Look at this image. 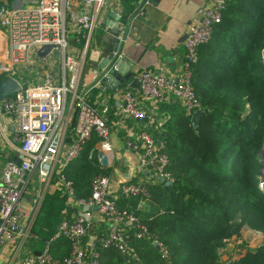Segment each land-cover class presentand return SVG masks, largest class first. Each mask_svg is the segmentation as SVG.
<instances>
[{"label": "trees", "instance_id": "1", "mask_svg": "<svg viewBox=\"0 0 264 264\" xmlns=\"http://www.w3.org/2000/svg\"><path fill=\"white\" fill-rule=\"evenodd\" d=\"M139 1L123 3L132 12ZM263 44L264 0H226L222 19L210 40L198 48L193 66L192 85L201 110L198 121L177 100L163 101L167 119L161 130L151 131L165 141L172 183L165 185L153 177L142 183L132 181L142 185L146 194L117 199L167 246L168 259L149 234L138 238L130 231L131 256H124L113 247H103L100 238L106 232L93 240L101 264H264V192L258 178L264 142V67L259 58ZM5 78L6 73H0V82ZM96 141L93 135L62 170L73 182L75 198L90 195L93 174L110 175V168L87 157ZM65 194L47 193L31 230L48 242L56 259L68 256L71 248L66 239L49 241L55 232L52 226L62 219ZM140 203L148 209L141 210ZM47 221L53 222L48 232L41 230ZM244 226L263 234L261 244L236 259L220 261L219 250ZM88 240L85 236L82 241ZM88 256L87 250L90 261Z\"/></svg>", "mask_w": 264, "mask_h": 264}, {"label": "built area", "instance_id": "2", "mask_svg": "<svg viewBox=\"0 0 264 264\" xmlns=\"http://www.w3.org/2000/svg\"><path fill=\"white\" fill-rule=\"evenodd\" d=\"M225 1L213 0L203 11L200 21L189 27L178 82L153 70H139L134 79L140 96L157 102L177 100L187 114L200 110L192 85L193 66L198 60V48L210 40L215 24L222 19ZM105 2L32 0L28 5L12 7L1 1L0 37H4L9 47L6 49L5 45L2 50L5 61H0V65L7 78L18 83L19 90L9 96L0 94V109L14 128L10 139H7L5 129L0 130V149L5 141L11 149V154L0 163V254L8 245H22L29 235L41 197L39 195L33 214L26 220L21 202L35 172L44 180L56 171L60 187L77 205L72 218L63 217L52 237L69 241L68 256L54 258L47 242L40 254L25 256L16 264H101L93 247L94 236H89L95 212L107 224V233L100 238L103 247H113L122 255L131 256L128 237L129 232L134 231L138 238L149 234L161 256L168 259L167 246L155 234L149 233L130 208L117 204V197L109 192L108 176L93 174L90 195L75 198L73 182L61 171L81 154L93 135L97 141L88 151L89 159L98 151L109 152L112 148L110 128L104 119L107 109H98L89 101L87 92L79 90L83 60L67 52V34L73 33L79 40L80 35L90 32L89 7ZM43 46H51V50L40 57L37 51ZM259 58L264 67V44ZM22 73L33 74L34 79L24 77ZM121 115L135 119L142 117L143 110L134 92H126ZM138 137L141 147L139 167L155 180L163 177L173 181L167 169L169 157L165 141L157 139L147 129L140 130ZM120 193L124 196L146 194L142 185L133 183L122 184ZM85 236L89 237L86 244L82 241ZM87 250L90 261L86 259Z\"/></svg>", "mask_w": 264, "mask_h": 264}, {"label": "crops", "instance_id": "3", "mask_svg": "<svg viewBox=\"0 0 264 264\" xmlns=\"http://www.w3.org/2000/svg\"><path fill=\"white\" fill-rule=\"evenodd\" d=\"M31 1H10V6L28 5ZM141 1H139L137 7L132 12L127 11L123 0H106L103 5H91L89 7L92 24L91 31L84 36L80 35L79 40L75 34L72 38L70 36L67 37V52L83 60L79 90L86 91L89 101L98 109L102 107L107 109L104 119L110 128L112 148L109 152H103L108 162L107 166L103 167L111 169L108 176L109 192L116 196L117 199L122 195L120 193L122 184L132 181L142 183L151 177L148 171L139 167L141 147L138 134L142 129H147L148 131L161 130L167 119V114L160 102L145 100L140 96L138 87L127 85L126 88L111 91L109 89L105 90L101 83L96 81L95 65L101 62L110 48L108 42L101 39L104 32V22L108 17V13L116 9L120 14H124V28L126 27L127 29L125 36L123 35L120 39V49L122 58H126L132 63V67L129 70L133 73V79L139 70L146 69L161 73L177 83L185 54L184 39L186 33L192 24L200 21L203 11L213 2V0H147L141 4ZM2 42L0 52H3L2 50L5 47L4 40ZM3 59L4 54H0V61H3ZM127 66L129 67V65ZM57 69H60L58 64ZM22 76L26 78L30 76V79H34V75L30 73H22ZM127 91L134 92L138 96L139 105H141L143 110V115L139 119L121 115V108L125 103ZM10 125L8 116L0 109V130L2 128L5 129L7 139H10V135L8 134L10 132L7 131V127ZM68 138L66 144L69 142ZM10 154V145L5 141L0 149V163ZM92 160L100 165L98 152ZM41 185L38 178L31 181L24 194L21 202L24 220L30 217V211L34 205V198L31 194L38 193ZM51 188L53 190L54 188L57 189V192L62 195L64 194L58 180L54 181ZM48 205L50 206L49 202L46 203L45 210H43L46 215L49 210L47 208ZM65 205L60 211V218H72L77 210L76 203L66 198ZM139 208L144 211L148 209V206L145 203H140ZM36 218V215L32 218L29 235L22 245H8L3 249L0 254V264H16L25 256L38 255L42 252L47 241L45 242L44 239L34 235L31 231ZM52 224L53 222L47 221L41 230L48 232L49 229L54 227L53 230L56 232L58 225L54 223L52 226ZM94 229L97 231L95 234L89 235L90 237L107 232V224L98 212H95L93 217L92 231ZM55 232L52 234V237ZM52 237L49 241L55 240ZM227 250L229 251L228 256L233 254L231 248H227Z\"/></svg>", "mask_w": 264, "mask_h": 264}, {"label": "water", "instance_id": "4", "mask_svg": "<svg viewBox=\"0 0 264 264\" xmlns=\"http://www.w3.org/2000/svg\"><path fill=\"white\" fill-rule=\"evenodd\" d=\"M147 0H142V3H145ZM1 5V0H0ZM124 14L116 9L108 13V17L104 22V32L101 36V39L105 42H108L110 48L107 50L106 54L102 58L101 62L95 65L94 72L96 74V81L101 83L103 88L109 89L111 91L117 89L126 88L127 85L131 87H138V84L135 79H133V73L129 70L132 67V63L129 62L126 58H122V52L120 49V39L126 34V27L124 28ZM124 28V30H123ZM51 50V46H43L37 51V54L42 57L46 55ZM58 52H55L56 57H58ZM129 65V67L127 66ZM128 68V69H127ZM2 67L0 65V73ZM19 90L18 83L11 79L5 78L0 82V94L3 96H9L14 94ZM4 111L3 109H1ZM201 115V110H196L192 114V118L197 122L199 116ZM7 131L13 133V126H8ZM264 152V146L260 151L259 157L261 162L262 155ZM99 163L101 166H107V157L102 151H98ZM18 162V160H16ZM264 164L260 169V181L259 187L264 192ZM160 182H163L165 185H170L172 181L165 180L163 177L159 178ZM97 209V208H96ZM154 244V243H153ZM155 245V244H154Z\"/></svg>", "mask_w": 264, "mask_h": 264}, {"label": "rangeland", "instance_id": "5", "mask_svg": "<svg viewBox=\"0 0 264 264\" xmlns=\"http://www.w3.org/2000/svg\"><path fill=\"white\" fill-rule=\"evenodd\" d=\"M1 1H4L5 3L9 4L10 5V1H15V0H1ZM3 2V3H4ZM3 35L6 36V31L4 30L3 32ZM73 33H68L67 34V37L70 36L71 38L73 37ZM2 40H4V37L1 38L0 37V45L3 44ZM5 42V41H4ZM70 44V43H69ZM5 45H6V49H8L9 47V43L8 42H5ZM0 54H2V52H0ZM5 61V59H3ZM3 71H1L2 73ZM5 73V72H4ZM11 137V133H8ZM263 146H264V142H263ZM263 146L261 147V149L263 148ZM260 149V151H261ZM260 151H259V154H260ZM259 160H260V157H259ZM262 161L263 163L261 162L260 160V169L262 167V164H264V152H263V155H262ZM38 178V181L42 184L41 187H39L38 189V193H32V197L34 198V205H33V209H31L30 211V215L33 214V210H34V207L37 203V200H38V197L40 195L41 197V200L38 204V208L36 210V212H34V214H36V216H38L39 214H41L42 212V207L44 205V198L46 197L47 193L50 192V194H53L54 192L58 191L57 189L54 188V190L51 188V186L54 184V181L55 180H58V176H57V173L56 171L53 172V174L50 176V177H46L44 180H41L40 179V176L38 177V174L37 172L34 173L33 177H32V180H37ZM49 178V179H48ZM258 178L260 180V170H259V175H258ZM47 184L44 186L43 184L46 182ZM44 186V187H43ZM43 187V188H42ZM49 189V190H48ZM62 189V188H61ZM48 190V191H47ZM56 190V191H55ZM62 191L64 192V190L62 189ZM65 193V192H64ZM66 195V194H65ZM66 198H68L66 196ZM244 229V230H243ZM243 231H241V233L234 237L233 239H231L230 241H226V244H225V247L220 249L219 252H218V259L222 262H225V261H228V260H231V259H236L238 258L241 254H244L247 250H254L256 247H258L262 240H263V234L260 232V231H256V230H253L249 227H246L244 226L242 228ZM97 230L94 229L90 235L92 234H95ZM227 248H231L232 249V252L233 254L228 256L229 255V251L227 250Z\"/></svg>", "mask_w": 264, "mask_h": 264}, {"label": "bare ground", "instance_id": "6", "mask_svg": "<svg viewBox=\"0 0 264 264\" xmlns=\"http://www.w3.org/2000/svg\"><path fill=\"white\" fill-rule=\"evenodd\" d=\"M264 168V167H263Z\"/></svg>", "mask_w": 264, "mask_h": 264}]
</instances>
